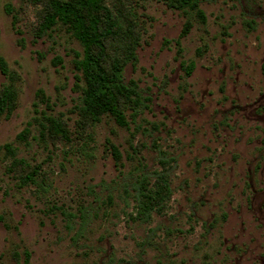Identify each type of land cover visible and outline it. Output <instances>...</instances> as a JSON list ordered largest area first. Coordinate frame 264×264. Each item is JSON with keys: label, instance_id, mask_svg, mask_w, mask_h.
Returning a JSON list of instances; mask_svg holds the SVG:
<instances>
[{"label": "rangeland", "instance_id": "1", "mask_svg": "<svg viewBox=\"0 0 264 264\" xmlns=\"http://www.w3.org/2000/svg\"><path fill=\"white\" fill-rule=\"evenodd\" d=\"M106 4L105 66L141 100L122 102L125 127L82 110L68 28L0 0V92L17 94L0 119V264H264V0ZM143 178L171 191L148 221Z\"/></svg>", "mask_w": 264, "mask_h": 264}, {"label": "trees", "instance_id": "2", "mask_svg": "<svg viewBox=\"0 0 264 264\" xmlns=\"http://www.w3.org/2000/svg\"><path fill=\"white\" fill-rule=\"evenodd\" d=\"M44 5L43 33L58 24L66 26L83 47V56L75 63L84 74L85 87L82 89V110L98 120L103 115L112 116L118 125L127 126L126 116L121 109L123 101L140 105V94L134 84H126L123 67L119 62L109 70L105 66L106 40L115 34L118 22L107 7V0H35ZM200 0H176L184 10L198 9ZM188 28V27H187ZM0 72L10 76V69L0 57ZM17 104L16 92L6 86L0 92V119L10 114ZM53 132L67 137L66 131L57 120H51ZM21 134L20 138H24ZM9 153L12 147L6 146ZM116 158L120 155L115 151ZM34 173L26 177L27 182L34 181ZM155 189L148 188V179L138 182V218L142 221L151 219L152 213L170 195L167 181Z\"/></svg>", "mask_w": 264, "mask_h": 264}]
</instances>
